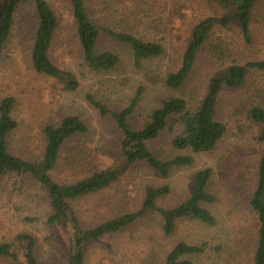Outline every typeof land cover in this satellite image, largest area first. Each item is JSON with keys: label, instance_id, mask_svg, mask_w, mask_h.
<instances>
[{"label": "rangeland", "instance_id": "1", "mask_svg": "<svg viewBox=\"0 0 264 264\" xmlns=\"http://www.w3.org/2000/svg\"><path fill=\"white\" fill-rule=\"evenodd\" d=\"M58 20L49 56L64 71L71 72L78 88L68 92L57 80L37 74L31 65L30 48L37 19L33 4L20 5L14 15L11 35L0 53V101H15L12 117L17 127L7 138L9 152L30 162L43 157L46 127H56L67 116L78 117L86 132L67 139L54 169L53 182L70 185L101 170L118 172L107 189L70 202L82 229L140 210L147 188L166 185L170 192L158 199L157 206L171 209L183 203L192 190L196 172L210 168L208 191L217 201L206 208L216 225L208 227L191 220L177 222L173 235L164 236L162 221L154 212L146 213L130 226L106 235L101 242L84 246V264H163L166 254L179 242L206 244L198 264H253L257 218L250 207L257 162L264 154V143L257 137L262 127L247 121L250 105L264 108V73L252 71L244 86L224 89L216 108V120L226 128L224 136L208 153L174 151L171 135H162L147 144L162 161L189 155L194 164L173 169L161 179L144 163L128 164L121 155L122 134L108 115H100L88 96L108 111L126 108L137 91L139 102L128 118L139 130L151 111L168 97L182 98L194 110L203 99L209 79L227 66L264 60V0L252 11L254 42L245 45L235 26L212 31L198 51L188 78L177 90L164 85L167 75L176 72L193 27L207 17L224 13L220 6L204 0H85L90 19L100 29L132 35L161 45V56L145 60L137 69L131 49L101 34L100 52L109 51L119 63L105 73H94L84 63L68 0H45ZM49 200L39 183L29 175L8 174L0 182V244L13 245L19 258L23 243L20 234L36 240L39 264H65L69 237L59 227L48 226ZM0 264H12L0 258Z\"/></svg>", "mask_w": 264, "mask_h": 264}, {"label": "trees", "instance_id": "2", "mask_svg": "<svg viewBox=\"0 0 264 264\" xmlns=\"http://www.w3.org/2000/svg\"><path fill=\"white\" fill-rule=\"evenodd\" d=\"M214 3L224 10L221 16H211L199 21L192 29L182 55L179 69L166 76L164 85L169 90H177L188 78L195 63L196 55L210 33L218 28L235 26L245 45L254 42L251 29L252 11L259 0H204ZM33 4L37 25L30 48V61L37 74L57 80L63 90L75 91L79 84L76 77L56 66L49 52L58 27V20L45 0H0V53L9 39L14 25V15L20 5ZM76 37L86 66L94 73H105L119 63V57L109 51L97 50L101 34L107 38L126 44L132 52L135 68L145 60L162 55L161 45L145 42L132 35L118 33L111 29H100L89 17L85 0H68ZM264 73V60L233 64L212 76L199 106L194 110L187 108L186 102L179 97H168L161 101L158 108L151 111L141 129L133 130L128 118L139 102L141 91H137L130 104L120 111H108L105 106L88 96L89 103L100 115H108L122 134L121 155L128 164L144 163L161 179H167L176 168L190 167L194 164L191 156H175L162 161L149 151L147 144L158 139L162 133L171 135L170 147L174 151L189 150L192 154L211 152L224 136L226 128L216 120V108L222 90H236L245 85L252 72ZM12 97L0 101V182L8 174L29 175L45 191L49 200L50 214L46 224L65 231L69 237V247L65 264H84V246L90 242H101L106 235L116 233L148 212L159 215L164 236L175 232L176 224L191 220L208 227L216 225L213 214L206 208L213 205L217 198L208 191L212 170L205 168L195 173L192 190L183 203L171 209L157 206L158 199L169 194L166 185L145 191L140 210L106 221L91 229H82L71 208L70 202L87 195L107 189L118 178V172L111 169L101 170L70 185H59L50 177L64 142L73 135L86 132L84 123L75 116L65 117L58 126L46 127L43 131L45 147L43 157L38 162H30L12 155L7 146V138L17 127L12 117L14 108ZM247 121L261 126L257 141L264 143V108L250 105L246 110ZM250 207L257 218V239L253 264H264V154L256 167L255 187L250 198ZM16 242L23 243V255L19 258L9 243L0 244V258L12 264H39L35 256L36 240L29 234H20ZM206 244L189 245L177 243L165 256L163 264H198L195 258L206 250Z\"/></svg>", "mask_w": 264, "mask_h": 264}]
</instances>
